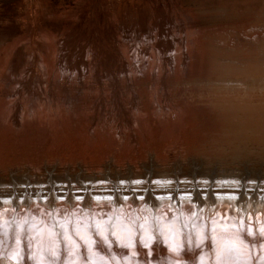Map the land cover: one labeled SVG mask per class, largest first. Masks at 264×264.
<instances>
[{"label": "bare ground", "instance_id": "obj_1", "mask_svg": "<svg viewBox=\"0 0 264 264\" xmlns=\"http://www.w3.org/2000/svg\"><path fill=\"white\" fill-rule=\"evenodd\" d=\"M225 1L226 9L219 8ZM210 7L213 15H219L215 12L221 9L226 13L219 17L199 18L197 14L181 12L163 19L159 15L163 9L158 11L152 7L151 11L137 13L138 20L141 16L144 18L143 25L134 24L128 19L134 14L122 16L123 19L116 23L117 27H113L114 51H107L109 57L115 52L114 70L110 74L90 77L76 76L70 72L58 75L52 70L56 64L44 61L26 65L28 72L24 76L6 78L3 92L5 97L14 98L17 106L18 138H26L28 147L36 143L49 145L66 140L80 128L83 134L96 133L98 128L90 125V117H86L89 109L96 108V103L101 106L98 110L107 111V104L106 107L111 106L116 115L131 120L133 117L129 114L133 110L127 106L131 102H136L135 106L139 104L140 110L142 106L147 109V101L154 95L158 97L157 100L164 91L172 96L183 83L193 82L201 88H210L211 93L217 92L214 106L217 111L221 110L218 115L225 123L226 132L233 137L239 135L242 139L247 137L264 141V0H217ZM206 21L227 28L218 36L204 34L207 37L205 45L210 70L209 80L200 83V78L194 74V63L185 67L183 64V68L180 65L183 57L189 60L196 57L197 46H192L186 34L177 36L173 30L185 31ZM250 22L261 25L262 31L253 33L247 27ZM45 27L63 28L56 23L46 24ZM153 29L157 32L152 33ZM31 31L23 29L14 35L24 37ZM66 50L71 51L63 48L62 52ZM85 63L81 60L76 64L83 66ZM21 66L22 62L19 61L13 65L14 70H19ZM29 99L39 105L32 114H28L25 106ZM49 101L60 107L47 110L43 105ZM178 109H171L160 116L167 118V125L174 129L178 126L176 124L185 120L184 114H177ZM181 126L182 129L188 128L189 124ZM127 127V124L121 127L126 130L120 133V137L130 142ZM157 127L161 128L156 123L149 129L157 131ZM153 130L151 132L156 134ZM13 141L8 136L0 140V150L11 149ZM196 159L35 157L6 162L0 159L1 225L7 228L12 225V232L15 231L16 235L30 230L34 239L30 243V251L25 235H21L15 247L0 248V255L4 254L9 264H68L75 259L80 260V264H113V261L122 264H199L202 252L206 251L203 255L214 258L216 247L218 251L228 253L227 264H245L248 250L253 251L255 244L261 252L259 244L263 248L264 240L258 237L254 243L246 233L231 230L237 228V224L235 220L229 222V213L239 218V222L245 221V226L243 223L239 225L251 238L255 234L264 238V178L249 173L229 177L196 174V166L201 164ZM190 169L192 173L188 174ZM121 206L123 209H119ZM130 208L145 212V220L151 223L140 224V221L132 219ZM14 209L16 213H13ZM120 211H126L131 224L119 216ZM139 212L137 210V214ZM213 214L219 220L218 214L227 216V230L239 235L219 234L213 242L203 232L206 223L201 220L203 216L207 220H216ZM166 216H172L175 220L157 225L155 221ZM148 225L150 227L144 229ZM178 229L182 234L178 233ZM98 233L107 237L106 241L110 243L108 247L99 241ZM187 233H190L191 240L195 239L196 233L204 234L209 239L205 249L188 250L185 247L181 250L183 244L186 246ZM135 234H138L137 238ZM225 236L229 240L227 244L231 246L222 240ZM140 237L142 244L138 242V245H134ZM117 244L128 249H119Z\"/></svg>", "mask_w": 264, "mask_h": 264}, {"label": "rangeland", "instance_id": "obj_2", "mask_svg": "<svg viewBox=\"0 0 264 264\" xmlns=\"http://www.w3.org/2000/svg\"><path fill=\"white\" fill-rule=\"evenodd\" d=\"M211 1L0 0V140L6 136L14 139V146L11 149L6 151L0 150V159L6 162L7 160L35 157H89L94 159H103L105 157H197L198 159H196V161H199L201 164L196 166L198 167L197 170L195 169L196 174L223 177V175L233 176L239 173H249V175L254 177L258 176L264 178V141L247 137L242 139L239 135L233 137L226 132L224 127L225 123L218 115V112H221V110L217 111L214 106V103H216L214 95L217 92L211 93L210 88H201L193 82L183 83L179 91L175 90V95L169 96L165 93L166 91H164L163 96L160 97L159 100H157L158 97L154 95L152 99L147 101L149 102L147 109H143L142 106V110H140L138 107L139 104L135 106L136 102H131L132 104L127 105L133 110V113L129 114L130 117H133L131 120L116 115L111 106L108 108L106 107L107 104L105 105L107 111H103V109L98 110L101 106H99V103H96V108L89 109L86 113V117H90V125H93L94 128H98L96 133L87 132V134H83L80 128V131H73L66 140H59L49 145H43L42 143H40V145L36 143L28 147L26 146L28 143L26 138H18V124L15 117L17 106L14 103V98H7L4 96L3 89L6 88V85H3V82L6 78L24 76L23 74H27L28 72V69L25 68L26 65L38 64L44 61H53L52 64H56V66L52 70L58 73V75L69 74L70 72L76 76L86 75L90 77L110 74L114 70L112 68L115 65L113 62L115 52L109 57L107 51H114L115 43L112 39L113 27H117L116 23H118L120 19H123L122 16L134 14V17L132 16L128 19L134 24L143 25L145 22L144 18L141 16L138 20L139 14L137 13L151 11L153 10L152 7L157 8L158 11L163 9L159 14L163 19H166V16L178 15L181 12L197 14L196 16L199 18L202 16L219 17L221 14L226 13L225 10L221 9L215 12L219 15H213L214 12L210 10V6L214 5L217 0ZM218 7H225L226 9V1ZM51 18L52 20H50ZM211 18L213 17H209V19ZM209 19L206 20L212 21ZM207 21L204 24L199 23L195 24L193 27H188L185 31L173 30L174 35L177 36L186 34L192 46H197L195 51L196 57L190 60L183 57L180 61V65L183 68V64L185 67L189 63H194V74L200 78V83H203L207 79L209 80L208 73L210 70L208 64L210 60L205 45L207 37H205L204 34H212V36L217 34L218 36V34L221 35L227 28L224 25ZM54 23L63 26V28L45 27L46 24L51 25ZM247 27L253 30V33L258 34L262 31L261 28H263L261 25L251 22ZM23 29H31L32 31L28 36L24 37L14 35ZM155 32L157 31L153 29L152 33ZM174 38L176 39V37L172 39ZM144 44H147V42ZM63 48H69L71 51L66 50L62 52ZM50 49H52V52ZM182 53L185 54L184 51H182ZM159 55H161V52ZM81 60L86 62L85 65L79 66L76 64ZM17 61L22 62V66L19 70H14L13 65ZM75 66H77V68H75ZM43 67L45 69L47 68L45 65H43ZM43 67L42 69H44ZM52 70H50V72L54 73ZM26 102L25 106L28 109V114H32L35 109L39 108V105H36V103L32 102L30 99ZM43 107L47 110H55L60 106L49 101L46 102V105H43ZM88 108L90 107L88 106ZM175 108H179L177 114H184L185 120L176 124L178 126L174 129L167 125V118H161L160 116L164 112ZM156 123L161 128L158 129L159 127H157L160 132L151 128L156 132V134H154L149 128L156 125ZM124 124L128 126L129 132L126 133L131 135L130 142H126L120 137V133L126 130L121 129ZM185 124H189V127L182 129L181 125ZM207 158L210 160L207 161ZM230 168H232V170H230ZM189 171L190 172L187 173L191 174L192 169ZM121 208L123 209L122 206L119 209ZM78 209H80V207H78ZM229 209L230 208L227 209V212ZM137 210L138 212L140 211L138 214ZM14 212L16 213L15 209L13 210V213ZM129 212H131L132 219L140 221V224L151 223L145 220V212L142 210L136 209L135 211V209L130 208ZM117 213L118 212H116V214ZM8 214L12 213L9 212ZM118 214L120 217H123L127 223L131 224L130 218L126 217V211ZM218 215L220 220L216 219L215 214L212 216H215L216 220H213L214 218L207 220L204 216L201 219L205 220L206 223V230L204 229L205 231L203 230V232H205V235L207 234L213 242H215L219 234L223 233L236 236L246 233L245 235L247 238L254 243L258 237L264 240V238L257 236V234L251 238L242 228L245 226V221L241 220V222H239V218L236 219L235 215L231 213H229V216H231L229 222L235 220V224H237V228H231V230H237L239 234H237V232H229V230H227V216H221L223 214ZM225 217L226 219H223ZM4 220L5 218L3 221ZM173 220H175L174 217L166 216L162 218V220L155 222H158L157 225H163L171 223ZM240 223H243V226H240ZM140 224L139 227L141 229L142 226H140ZM214 225L222 226V228H217ZM147 227H150V225L144 227V229ZM12 228V225L9 228L5 225L2 226L0 222V237L2 238L0 241L1 250L9 249L11 246L13 248L19 243V238L22 233L16 235L15 231L12 232ZM95 231H97V228H95ZM178 233L182 234L180 229H178ZM160 234L161 232L159 231L158 235L160 236ZM29 235L30 230H27L23 232L22 236L25 237L27 244H29L28 250L30 251L32 249L30 243L34 239L32 238L33 236ZM185 235L186 246L183 244L181 250H184L185 247L188 250L205 249V244L209 241L204 234H194V241L191 240L190 233ZM96 236L101 239L99 241H101L105 247L110 245V243L106 241L107 237H105V235L98 233ZM113 237L114 235H112V238ZM137 237L138 234H135V238ZM223 239L226 245L231 246L227 244L229 240L226 236L223 237L222 240ZM138 242L142 244L143 241L141 237L138 241L134 242V245H138ZM163 245L166 248L168 247L166 243H163ZM259 245L261 252L255 247V244H253L254 248L252 247L253 251H250L251 249L248 250L249 256L245 258V264H263L264 246L261 248V244ZM118 248L128 249L124 245H118ZM224 249L226 248L224 247ZM214 251L216 255L214 258H208L203 255L206 253V251H203L202 257L199 256L198 263L221 264L223 262V264H227V258H229V256H227L228 253L225 252V250L218 251L216 247ZM30 259H32V255H30ZM230 263L231 262H229V264ZM0 264H9L4 254L0 255ZM113 264L122 263L120 261H113ZM123 264H131V262H125Z\"/></svg>", "mask_w": 264, "mask_h": 264}, {"label": "water", "instance_id": "obj_3", "mask_svg": "<svg viewBox=\"0 0 264 264\" xmlns=\"http://www.w3.org/2000/svg\"><path fill=\"white\" fill-rule=\"evenodd\" d=\"M253 253V252H252ZM102 260H104V258H102ZM108 261H106V263H107ZM68 264H80V260H77V259H75V260H73V261H69V263ZM108 264H110V263H108Z\"/></svg>", "mask_w": 264, "mask_h": 264}]
</instances>
